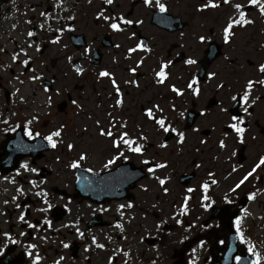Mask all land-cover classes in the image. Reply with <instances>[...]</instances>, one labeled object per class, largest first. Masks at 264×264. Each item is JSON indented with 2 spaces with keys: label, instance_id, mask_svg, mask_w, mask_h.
I'll use <instances>...</instances> for the list:
<instances>
[{
  "label": "flooded vegetation",
  "instance_id": "obj_1",
  "mask_svg": "<svg viewBox=\"0 0 264 264\" xmlns=\"http://www.w3.org/2000/svg\"><path fill=\"white\" fill-rule=\"evenodd\" d=\"M160 3L165 12L156 0H0V264H224L232 242L264 264V13L251 0ZM241 13L251 23H234ZM91 101L97 113H87ZM82 110L117 151L100 168L71 165L73 182L62 187L47 137L57 147L70 131L67 149L82 145L65 120ZM137 146L154 154L137 163ZM118 167L103 198L76 189L80 168ZM140 188L156 201L141 206Z\"/></svg>",
  "mask_w": 264,
  "mask_h": 264
},
{
  "label": "rangeland",
  "instance_id": "obj_2",
  "mask_svg": "<svg viewBox=\"0 0 264 264\" xmlns=\"http://www.w3.org/2000/svg\"><path fill=\"white\" fill-rule=\"evenodd\" d=\"M149 84L148 80L145 79V85H144V91L145 93L142 94V101L145 102L147 100V94L149 92ZM147 88V89H146ZM95 101H91L86 105L87 113H97L98 109L96 107ZM70 114L68 117L65 118L67 120L68 127L70 126L72 130H74L75 126H78V131L82 133L83 140L85 141L82 145H79L78 148H75V150L70 151L65 146V143H69L71 141V132H66V137L63 140H60V144L55 147V149H52L48 153V160L51 161L49 166L51 167V170L53 171L52 180L55 179V175L57 173L62 174L63 182L62 187L66 186L68 187L73 182V171L71 169V165L73 163H79L86 165H94L95 168H100L99 166H103L108 164L107 159L111 158L113 155V152H116L117 150L110 147V141L107 142L104 136H100L97 134L98 130L93 126V121H91V118L87 115V113L84 114V111H80V116L76 115L74 111ZM136 120H129L130 121V129L138 131L140 129L139 123L140 120H138L136 114L133 111H130ZM56 113L59 116V121L57 122L56 126L59 125L60 119L62 116L59 114V111L57 110ZM109 124V120L104 122V126ZM84 126H88L87 130H83ZM43 128V125L40 126ZM81 135V136H82ZM163 138V133H161L160 136H157L153 134V136L150 138H147L145 141V146H149V144L155 143L158 144L160 140ZM106 140V142H105ZM64 144V145H63ZM63 145V146H62ZM84 151V152H82ZM153 149L150 148V150L143 155L142 152H131L130 156L137 161V163H144L149 154H154ZM83 157V159L81 158ZM44 159L40 161L43 162ZM190 168H192V165H190ZM49 181V180H48ZM48 183V182H47ZM143 185V184H142ZM145 185V184H144ZM149 185V183H147ZM150 187V186H149ZM156 201L154 197H152L150 194L144 192L142 188L139 189V201L141 206H145L144 201Z\"/></svg>",
  "mask_w": 264,
  "mask_h": 264
},
{
  "label": "snow or ice",
  "instance_id": "obj_3",
  "mask_svg": "<svg viewBox=\"0 0 264 264\" xmlns=\"http://www.w3.org/2000/svg\"><path fill=\"white\" fill-rule=\"evenodd\" d=\"M106 2L108 4H111L113 2V0H106ZM152 2H153V0H146V3L149 4V5L152 4ZM225 2H229V0H225ZM156 3L159 5L160 12H165L167 10L166 7H165V5L162 4V3H160V0H156ZM251 3L254 4V5L255 4H260V10H261L262 13H264V4H261L260 3V0H251ZM210 6L211 7H217L218 5H216L215 3H212ZM236 7L239 9L241 7V5H236ZM106 19H107V17H106ZM125 22L126 23H129V24L132 23V21H125ZM234 23H236V24L245 23L246 24V23H251V21L245 20L244 13H241L240 19L234 21ZM232 26H233L232 23H230L229 26H228V28L225 30V37H226V39H227V37H228V35H229L230 31H231ZM111 27L113 29H119V25L118 24H112ZM31 35H33V33L30 32L29 33V36H31ZM201 39H203V38H201ZM129 51L130 52H135L136 49L135 48L134 49H130ZM24 63L27 64V61H25ZM188 63L189 64H193V63H196V62L194 60H189ZM163 67L166 68L167 65H164ZM133 71H135V69H133ZM261 71H264V65L261 66ZM100 75L101 76H109L110 74L105 71V72H101ZM157 75L160 78V81L159 82L163 83L164 79L166 78V73L162 70L161 72L157 73ZM113 83L115 84V81H113ZM194 83H196V82L193 81L192 83H190L188 85V87L189 88H192ZM261 83H264V81H261ZM252 84H253V82L250 81L249 84H248V88L249 89L252 87ZM174 90L177 91L178 94H179V90H176V89H174ZM196 91L198 92L199 89L197 88ZM233 99H236V98L233 97ZM243 102L245 104H247V102H248V95H247V93L243 96ZM245 111H247V108H245ZM148 115L149 116H152L151 110L148 111ZM233 119H237V118L234 117ZM157 123L160 125L161 128L164 129V131H166V132L169 131V128L168 127H165V121L163 119L158 120ZM240 123L243 124V120H240ZM231 127H233L240 134H243V132H244V128L237 127L236 124L231 125ZM172 131H175V129H172ZM101 134H104V133L102 132ZM28 135H31V132H29ZM52 135L53 136H59L60 135V132L57 131V132L53 133ZM108 135H111V132H109ZM126 136H127V133H124L121 136V140L125 144L131 145L133 143V141L124 139V137H126ZM183 138H184L183 137V134L181 133L180 134L181 141H183ZM47 139L51 142V146L53 148H55L56 147V142L52 139V136L47 137ZM119 143H120V141H117L116 142V146L117 147L119 146ZM69 147H72V146L69 145ZM131 150L134 151V152H140L142 150V146H137L135 148H131ZM81 158L83 159V157H81ZM109 163L111 164V163H113V161H109ZM261 165H264V158H261L259 164L256 167L259 168ZM24 167L27 168V165H24ZM72 167L73 168H76V167H78V164L77 163H73L72 164ZM157 167L163 168V167H165V165L160 164V165H157ZM32 171H36V170L35 169H32ZM89 171H91V170H89ZM150 171H152V169H150ZM253 171H255V169H253ZM251 175H252V173H249L248 174V176H251ZM248 176H246L244 179L247 180L248 179ZM160 183L163 185L165 183V181L164 180H160ZM240 183L243 184L244 181L242 180ZM238 187H240V184L237 185V188ZM204 188H205V190H207L208 185L205 184L204 185ZM165 190L167 191V189H165ZM189 191H191V189ZM205 199H207V197H205ZM5 203H7V201ZM20 220L21 221L24 220V216L23 215L20 216ZM236 225H237V229L239 230V226H240V221L239 220L236 221ZM29 227L34 228L36 226L29 224ZM5 235H7V234H5ZM81 235H83V234L81 233ZM241 238H243V237L241 236ZM94 242H95V240H94ZM13 243H15V241H13ZM31 247L35 248L36 246L35 245H32ZM64 247H68V245H64ZM100 247H103V245H100ZM250 251H251V249H250ZM36 259H37V262H38L39 261V257L37 256ZM237 259H239V258H237ZM260 259H261V257L259 255H257L256 256L255 264H260ZM57 264H59V261H57Z\"/></svg>",
  "mask_w": 264,
  "mask_h": 264
},
{
  "label": "water",
  "instance_id": "obj_4",
  "mask_svg": "<svg viewBox=\"0 0 264 264\" xmlns=\"http://www.w3.org/2000/svg\"><path fill=\"white\" fill-rule=\"evenodd\" d=\"M119 171L120 168L118 167L113 171L107 172V174L104 172L93 173L91 171H88L87 169L81 168L77 171L76 189L83 197H88L91 199H97L99 197L103 198L106 194V179H108L109 182V178ZM111 183L119 188H122V190H125L128 185H125L124 181L121 178H112ZM230 246L231 247L226 252V256H229L230 260L224 264H255L254 260L246 254L245 249L238 250L233 242L230 244ZM237 252L240 253L241 257L238 259V261L234 262L232 258L233 255Z\"/></svg>",
  "mask_w": 264,
  "mask_h": 264
}]
</instances>
